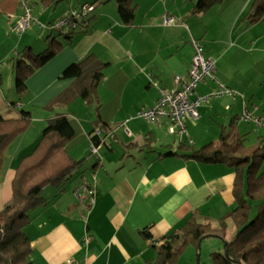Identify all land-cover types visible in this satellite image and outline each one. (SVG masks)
Returning a JSON list of instances; mask_svg holds the SVG:
<instances>
[{
  "label": "crops",
  "instance_id": "1",
  "mask_svg": "<svg viewBox=\"0 0 264 264\" xmlns=\"http://www.w3.org/2000/svg\"><path fill=\"white\" fill-rule=\"evenodd\" d=\"M28 1L44 24L79 10L82 2L95 5L94 18L74 33L65 31L61 35L33 24L12 42L10 32L22 8L19 0H0V54L6 53L9 59L26 48L40 52L56 35L61 44L56 56L28 77L26 102L18 100L15 106L32 112L29 127L36 122V111L42 115L36 141L49 119L57 115L67 114L71 123L73 118L79 121V131L73 126L76 135L66 146L80 162L78 170L63 186L45 187V196L42 195L47 205L30 212L32 220L26 233L34 247L32 264H65L70 258L89 264H156L155 246L191 214L196 213L200 221L210 223L214 229L220 228V218L236 206L234 167L170 154L178 141L168 142L166 150H159L156 143L161 141L162 127L167 128L168 122L141 120L137 112L158 99L159 88L153 80H159L160 87L172 89L176 86L175 76L187 77L195 52L193 40H201L206 54L216 61V70L214 78H207L197 91L207 93L221 82L238 94L236 98L225 96L200 106V120L187 122L183 139L192 145L198 142L200 146L196 148L211 141L218 144L220 137L211 132V127H202L203 133L199 134V123L209 117L229 126L235 136L248 134L254 140L264 136L260 133L264 125L239 120L246 108L264 118V17L256 23L245 21L248 4L238 0L214 5L199 14H203L200 20L192 16L193 1L134 0L138 5L136 17L132 24H125L116 0H61L48 5L42 0ZM165 15L174 16L175 24H165ZM91 53L109 62L99 87V99L107 103L97 109L106 123L102 127L96 122L98 116L96 120L91 117L89 121L87 116L83 119L81 112L86 102L82 99L53 110L45 107L73 81L64 78L63 71ZM4 56L0 55V64ZM9 66V85L0 87V110L14 116L11 106L18 95L13 64ZM0 75L3 81L5 75ZM114 100L116 104H112ZM234 122L240 123L239 127L245 125L244 130H234ZM92 147L98 148L96 156L92 155ZM19 157L12 159L6 174L10 182L0 199V212L11 200V170ZM83 186L94 188L93 203L84 197ZM235 233L236 226L229 218L223 239L230 241ZM205 239L202 245L208 243L207 250L217 248ZM198 250L193 247L184 252L187 264H193L191 260ZM176 264H180L179 260Z\"/></svg>",
  "mask_w": 264,
  "mask_h": 264
},
{
  "label": "trees",
  "instance_id": "2",
  "mask_svg": "<svg viewBox=\"0 0 264 264\" xmlns=\"http://www.w3.org/2000/svg\"><path fill=\"white\" fill-rule=\"evenodd\" d=\"M19 1L22 8L21 18L24 15V8L21 0ZM25 1L33 11L32 4L28 0ZM58 1L61 0H42L45 5ZM225 1L195 0L192 12L193 14L203 13ZM116 2L122 22L132 24L138 5L134 0H116ZM253 3V10L243 18L249 23H256L264 17V0H254ZM92 13L82 20L80 27L72 30L50 27L58 19L44 24L38 20L33 11L36 20L25 31L18 34H23L33 24H39L61 35L65 31H68V34L74 33L90 23L94 18ZM13 30L15 31L14 28ZM56 37L57 35L40 52L36 53L26 48L11 58L16 91L19 96V99L13 103L14 107L18 100L22 102L23 97L29 92L28 77L58 53L61 44ZM108 64L109 62L103 61L93 53L70 64L63 71L62 76L73 81L45 107L53 110L56 106L68 105L76 99H82L88 105L96 103L99 109L101 106L99 87ZM2 82L0 75V87ZM16 112L14 116H8L0 110V179L6 160V149L27 131L33 120L30 110L17 108ZM96 122L101 127L106 124L102 122L100 115ZM75 135V129L68 115H57L49 119L33 151L18 161L11 181L13 198L0 215V264H32L34 247L26 233V227L32 220L30 212L37 206L47 205L48 202L42 195L45 187L63 186L78 170L80 162L70 155L66 147ZM247 135L235 136L231 131L223 129L218 144L211 141L196 148L186 139H180L176 150L169 152L187 160L227 163L233 166L236 172L233 189L236 206L220 218L218 229H214L210 223L200 221L196 213L191 214L182 226L163 238L159 246H155L156 264H176L186 249L199 248L202 240L207 236L216 234L224 238L229 218L236 226V233L230 241L224 240L229 256L212 254L215 264H264V170L261 169L264 162V136L260 137V145L249 152L250 138ZM144 235L147 239L150 238L147 232H144Z\"/></svg>",
  "mask_w": 264,
  "mask_h": 264
},
{
  "label": "built area",
  "instance_id": "3",
  "mask_svg": "<svg viewBox=\"0 0 264 264\" xmlns=\"http://www.w3.org/2000/svg\"><path fill=\"white\" fill-rule=\"evenodd\" d=\"M24 15L19 19L14 27L17 33L25 31L36 20L32 7L21 0ZM95 10V5L86 3L81 9L72 10L69 14L58 19L51 24L53 28L76 29L82 25V20L87 18ZM174 16H164L165 24H175ZM195 52L187 77L175 76L176 86L167 89L159 86V80H153V84L159 88V97L155 103L138 112V117L157 124L168 122V131L172 135H179L184 138L187 134V121L198 120L201 116L199 108L203 103L210 102L211 99H219L225 96L236 98L238 91L218 82L217 88L207 93H199L198 87L207 78H214L216 61L206 54L205 44L201 40H193ZM239 120L253 121L258 126L264 125V118L255 116L248 108L240 114ZM131 133L130 131H128ZM94 153H98V148L92 147ZM84 197H88L91 203L94 202V188L83 186ZM65 264H89L87 261H78L70 258Z\"/></svg>",
  "mask_w": 264,
  "mask_h": 264
},
{
  "label": "rangeland",
  "instance_id": "4",
  "mask_svg": "<svg viewBox=\"0 0 264 264\" xmlns=\"http://www.w3.org/2000/svg\"><path fill=\"white\" fill-rule=\"evenodd\" d=\"M191 1H193V4L196 3L195 0H188V2H191ZM238 1L240 3H242V4L243 3L248 4L245 7L246 8V10H245L246 13L244 14V17L246 16V14L249 11L253 10V4H254L253 1L254 0H238ZM185 2L187 3V1H185ZM230 2H234V0L233 1H230ZM83 3L84 2L81 3L80 9H81ZM171 3H173V2H171ZM199 14H201V13H199ZM199 14H194L192 16H194L195 18H197V19L200 20L203 14L202 15H199ZM37 16H39V15H37ZM207 18L208 17H206V19ZM37 25L39 26V24H37ZM171 28L172 27H167L168 30H171ZM21 35L18 34L17 32H15L13 30L12 33L10 32V36H11L10 39H11L12 42H14V40L19 39L18 37H20ZM5 54L6 53L2 52L0 55L1 56L2 55L4 56ZM10 59L11 58L7 59L5 57L4 59H2V63L0 64V73L2 72L5 75V78L3 79V82H2V86H4V88H7L8 85H9V76H8V73H10V69H8V68H10L9 65L13 61L12 59L11 60ZM110 83H111V80L107 81L106 87H108ZM102 85H105V82ZM7 94L9 95V92L8 91H7ZM137 96H138V93H137ZM26 98L27 97L24 96L23 99L22 98L21 99H22V101L26 102ZM18 99H19V96H18ZM126 99H128V93L126 95ZM211 100H216V99L213 98ZM100 102H101V104H107L106 103V100H105V102L103 101L104 103L102 101H100ZM117 102H118V100H117ZM84 104H85V106H84L85 111H82L81 112V115H83V116L85 115L83 119L86 120V116H87V119L89 121H90L91 117L93 118V120H96V118L98 116V114H97V104L95 103L94 105L89 106L88 109H87V106L88 105L86 103H84ZM112 104H116V101L114 100ZM203 104H206V103H203ZM11 109L13 110L14 113H17L16 111H14L15 110L14 106H11ZM41 111L43 112V109H41ZM35 117H36V122L37 123L35 122L33 127H29L28 130L26 132H24L23 135H20L18 137L19 139L17 141H13L10 144L11 146L9 145V147L6 149V152H5L6 160H5V163H4V166H3L2 175H1V179H0V199L3 198V196L5 195L6 188L9 186L8 184H6V183L10 182V181L6 180V174H7V172L10 169V163H11L12 159H14L16 156H17V158H18V156H20L19 157V159H20L24 155L28 154L26 151H27V149L30 146H33V148L31 147L30 148L31 150L29 149L30 150L29 152L33 151V149L36 147V145H37V143H38V141L40 139V138H38V140L36 141V138L35 137H36V134L38 133V131H37V125H38V122H40V118L42 117V115H40V113L38 111H36L35 112ZM141 120H144V118L141 119ZM72 123L74 124L73 126L79 131V121L78 120H75L73 118L72 119ZM233 124H234V127H235L234 130H237V129H240L241 128V132H242V128H243V130L245 128V125H242V126L239 127V124L240 123H238V122H234ZM206 126L211 127V132H213V133L217 132L216 137L218 139L220 137V134L222 132V129H225L226 131H229V126L224 127L225 125H222L221 123L219 124L218 118H215V120H213L212 117H209V120L208 121H206V119H205V120H202L199 123V134H202L203 133V128L202 127L206 128ZM162 128H163V130H161L162 131V134H161V137H160L161 138V141H158L156 143L159 150H161V151L166 150L168 148V147H166V143H168V142H176V141H179L180 139H183V138H180L179 135H172V134H170L169 131H167L168 130V127L166 128V126H164ZM249 129H251V128H249ZM260 130H262V129L260 128ZM262 131L263 132H260V133H264V130H262ZM161 143L162 144H165V145H160ZM197 145L200 146V144L198 142H197V144H193L194 147H199ZM258 145H260V138H257L256 140H254L253 138H250V140L248 141V146H249L248 151L249 152L252 151ZM92 155L96 156L97 154L96 153H93ZM92 159L94 160V158H92ZM15 168H16V165L12 167V170L11 171H13V173L15 171ZM261 169L264 170V162L262 164V168ZM11 190H12V187H11ZM12 198L13 197L9 198L11 200L9 202H7V204H9L12 201ZM2 213H3V210H2V212H0V215H2ZM205 240H210V241H206V242H210L214 247H217V248H212L213 250H207V248H206L205 245L208 244V243H205L204 245H202V242H203L202 241L201 244H200L199 250L195 253L194 258L191 260L193 264H215V260H214V258L212 256V253H213L212 251H215L216 253H219V254H225V247H224L225 241H224L223 237H220V236L218 238L206 237ZM218 245H221V246H219V248H218ZM188 249L189 250H192L193 247H189ZM188 249H186V250H188ZM184 252H186V251H184ZM184 254L185 253H183L180 256V258H179V263L180 264H187L188 263V261H187L188 258ZM31 259H32V257H31Z\"/></svg>",
  "mask_w": 264,
  "mask_h": 264
},
{
  "label": "water",
  "instance_id": "5",
  "mask_svg": "<svg viewBox=\"0 0 264 264\" xmlns=\"http://www.w3.org/2000/svg\"><path fill=\"white\" fill-rule=\"evenodd\" d=\"M225 245H227V244L225 243ZM225 255H226V256H229V254H228V250H227V249H225Z\"/></svg>",
  "mask_w": 264,
  "mask_h": 264
}]
</instances>
